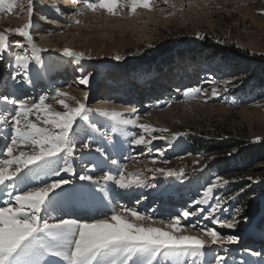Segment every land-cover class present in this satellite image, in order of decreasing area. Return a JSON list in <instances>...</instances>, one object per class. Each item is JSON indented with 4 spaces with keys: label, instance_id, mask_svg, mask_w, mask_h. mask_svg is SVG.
I'll list each match as a JSON object with an SVG mask.
<instances>
[{
    "label": "rangeland",
    "instance_id": "374dc122",
    "mask_svg": "<svg viewBox=\"0 0 264 264\" xmlns=\"http://www.w3.org/2000/svg\"><path fill=\"white\" fill-rule=\"evenodd\" d=\"M62 1L33 0L35 7L31 18V31L37 45L47 51L39 53L40 62L37 63L31 59L30 49L23 51L13 43L11 50L0 56V95H7L17 101L28 99V94L37 99L40 95L54 93L59 88L83 100L84 93L87 92L86 103L92 109L118 111L134 107L142 116V122L156 128L168 129L164 134L168 139L153 141L149 146L152 149L150 154L147 149H143L145 155H141L143 146L131 145L129 138L119 133L109 132V141L95 137L96 142L105 148L110 157L108 163L103 166L104 171L116 172V166L111 164V159H116L119 164H127L129 169H133L134 162L126 159L129 155L139 157L140 162L136 163V168H143L144 163L150 162L151 159L158 162L163 159L170 163H158L157 166L185 169L184 175L179 179L159 175L152 179L149 173L150 182L156 187L139 188L142 193L136 196L135 200L128 201V206L157 219L167 220L170 216L178 215L183 208L190 207L196 199L202 198L208 183L223 173L212 166L213 163L219 162L221 153L186 145V139H216L221 142L230 137H245L251 142L250 145H264V14H261L264 13V0H168L167 4L164 0H153L154 11L132 16L124 13L109 16L105 12H99L97 14L102 15L104 23L99 26L93 24L95 28L85 26L82 29H71L67 24L65 27L58 26V21L67 19L64 17L67 12H64V15L58 13L51 5L55 3L62 11H66L67 3L63 5ZM171 4L176 7H170ZM164 7L170 11L155 12ZM69 9L74 11L71 6ZM146 18L149 20L144 21ZM27 22L26 12L23 16L18 10L0 13V31L6 28H21ZM53 22L56 24H52ZM200 35L204 39H200ZM40 36H43L42 40ZM9 38L14 42H23V38L19 36L10 34ZM65 46L82 51L92 59L81 60L77 64L61 55L59 50ZM17 53L30 58L26 72L15 63ZM117 55L121 57L120 60L114 59ZM154 68L157 71L152 73ZM177 68H180L179 73L176 72ZM141 70L143 73H138ZM85 74L90 76L89 85H79V78ZM200 75L203 76L202 80H199ZM174 84L182 88L192 84L193 87L204 89V93L191 103H186L183 95H170L172 98L169 100L173 101L171 106H179V112L175 116H168L169 121L164 122L155 115H168V111L172 109L171 106H166L169 100L163 96ZM39 85L47 86L43 88L44 92L34 95V88ZM213 87L220 90L218 97L211 96ZM116 91H119V96L131 98V101L119 99L112 103L107 96ZM46 103L54 104L51 100ZM55 106L59 109V105ZM11 107L0 104V111ZM123 114L127 116L129 112ZM92 118L102 130H108V121L105 118L95 113ZM129 131L139 133L140 130L132 128ZM9 133L10 130L6 126H0V147L5 143L4 136ZM178 133L187 135H178L173 139V134ZM256 137H261V141L254 143ZM233 149L235 148H228L223 155L229 157L228 153L233 152ZM160 152H163L162 157L159 156ZM235 153L236 151L231 156ZM96 155L98 154L93 153L88 158L92 159ZM209 157L214 159H208ZM204 164H207V167H203ZM261 164L256 167L262 166ZM91 166L87 161L82 164L76 160L74 168L77 177L70 174L65 176L79 185L81 182L78 175ZM92 174L99 176L103 172L94 171ZM232 175L234 173H225L222 177L234 180ZM260 175L254 172L243 174V190H247L249 184H259L253 183L247 177L255 178ZM108 188L109 195L118 189L112 184H109ZM261 189L258 203L260 213L264 215V186H261ZM229 195L230 193L221 187L213 192L214 197H233ZM102 196L104 193L99 192L97 199ZM234 199H228L224 210L217 214L219 218L230 219L236 209H239ZM114 208L119 209V206ZM57 217L54 216L55 219ZM237 220L238 223L231 229L220 228L211 221L201 220L204 227H211L222 235L237 238L233 244L212 245L206 248L208 252L205 254L203 251L205 258L203 256L202 264H216L214 259L218 256L233 260V264H261L264 256V239L261 234L264 233L260 231L264 232V216L258 237L256 233L244 234L251 219L243 221L239 213ZM182 223L186 224L187 221ZM190 234L197 233L192 231Z\"/></svg>",
    "mask_w": 264,
    "mask_h": 264
},
{
    "label": "snow or ice",
    "instance_id": "6c2138e0",
    "mask_svg": "<svg viewBox=\"0 0 264 264\" xmlns=\"http://www.w3.org/2000/svg\"><path fill=\"white\" fill-rule=\"evenodd\" d=\"M69 2L74 11L67 17V27L80 25L82 21L78 17L88 12L119 16L127 9L128 15L132 16L137 14L138 9L155 10L153 0ZM164 2L167 4L168 0ZM34 7L33 0H26V3L25 0H0V13L18 10L21 16L25 12L28 16V22L21 28L0 31V56L10 51L12 44L16 43L23 51L30 49L31 59L40 62L39 53L47 49L39 47L33 38L31 18ZM51 7L63 14L57 4ZM170 7L175 8L176 5L171 4ZM10 34L22 37L23 42L10 40ZM199 38L204 39L202 35ZM59 51L63 57L77 64L81 60L92 59L90 55L67 46ZM114 59L120 60L121 57L117 55ZM15 63L26 72L30 58L17 53ZM89 82L88 74L78 80V84L83 86H88ZM203 93L201 87H188L183 90V97L186 103H191ZM219 95L220 90L213 87L211 96ZM87 99V92L80 100L59 88L34 100L17 101L7 95L0 96V104L12 106L0 111V126L10 130L0 147V264H56L57 260L62 264H162L161 257L163 264H187V258L191 257L194 261L197 256L203 255L205 248L236 243L235 236H225L214 228L201 225V220L211 221L220 228L231 229L238 223L240 209H236L230 219H221L217 215L224 210L228 199H234L213 196L215 189L230 183L229 179L219 175L208 183L202 198L167 220L141 213L130 206L113 208L110 214L105 213L91 220L55 219L53 213L64 207L87 205L97 199L99 192L104 193L100 199H106L109 184L121 190L155 188L156 185L150 182L149 173L152 179L158 175L179 179L185 172L183 167L175 170L157 166L158 163H170L163 159L159 162L151 159L144 163L143 168H136L139 157L131 155L126 159L134 162L133 169L111 159L116 172L104 171L103 166L110 157L105 148L96 142V136L109 141V132L119 133L128 137L131 145L143 146L141 155H145L143 149L150 154L152 149L149 146L153 141L168 139L164 135L168 129L142 122V116L134 107L126 116L115 110L92 109L87 106ZM49 100L54 104L46 103ZM172 103L169 100L166 106L170 107ZM55 105H59V109ZM93 113L108 121V130H102L97 125L92 118ZM132 128L139 129V133L129 131ZM178 135L187 133L173 134L172 138ZM260 141L261 137H256L253 142ZM233 152L228 155L231 156ZM93 153L98 155L89 159ZM159 156L162 157L163 152ZM76 160L92 165L78 175L79 185L65 176L70 174L77 177L74 168ZM203 167H207V164ZM94 171H102L103 174L94 176ZM247 179L258 182L252 176ZM193 217L198 219H191ZM191 231L197 234L192 235ZM216 261L217 264H227L223 256H218Z\"/></svg>",
    "mask_w": 264,
    "mask_h": 264
},
{
    "label": "trees",
    "instance_id": "16d2710c",
    "mask_svg": "<svg viewBox=\"0 0 264 264\" xmlns=\"http://www.w3.org/2000/svg\"><path fill=\"white\" fill-rule=\"evenodd\" d=\"M184 143L189 146L195 145L201 150H206L208 152L217 151L218 153H221V156L218 159L219 162L213 163V168L222 171L223 173L221 176H224L225 173L228 175L234 173V175H232L234 180L229 179L230 183L221 188L228 191L230 195L235 198L233 201L238 205L240 216H242L243 221L251 219L249 220V222H251L258 218L260 214V206L258 202L262 192L261 186H264V145H250L251 142L249 143L245 137H230L221 142L216 139L199 141L197 138H192L191 140L186 139ZM232 147L235 148L236 153L233 156L225 157L223 154L228 148ZM258 164H261L262 166L256 167ZM251 172L261 174L259 177H255L258 181L256 183L259 184L256 186H251L249 184L247 190L244 188V190L241 191V189H243L242 184L245 181L243 180L242 175Z\"/></svg>",
    "mask_w": 264,
    "mask_h": 264
},
{
    "label": "bare ground",
    "instance_id": "6f19581e",
    "mask_svg": "<svg viewBox=\"0 0 264 264\" xmlns=\"http://www.w3.org/2000/svg\"><path fill=\"white\" fill-rule=\"evenodd\" d=\"M44 1V0H43ZM178 1H180V0H178ZM63 2V5H65L66 3V11H62L63 12V15H64V12H67V14L64 16L65 18L66 17H68V15H70L71 14V12L73 11V10H71V9H69V7L71 6L72 7V5L70 4V2H69V0H63L62 1ZM60 4V3H59ZM63 8H65V7H62V9ZM161 9H162V11H161ZM161 9H157L155 12L156 13H162V12H165V11H170V9H168L167 10V8L166 7H164V8H161ZM140 10V11H139ZM172 11H173V9H171ZM138 11L139 12H137V13H146L147 12V10H145V9H138ZM19 12V11H18ZM125 15L127 14L128 15V13H127V9H125L124 10V12H123ZM103 14V13H102ZM136 15H138V14H136ZM149 15H151V14H147V16H149ZM155 15V14H154ZM102 15H99V14H93V13H91V12H88V13H86L84 16H82V17H80L79 19L82 21V23L80 24V25H73V27H71V29H76V28H80V29H82V28H84L85 26L87 27V28H95L96 26H93V24H97V26H99L100 24H102V23H104V20L102 19V17H101ZM157 17V16H156ZM148 18V17H147ZM144 19V21H146V20H149V19ZM143 19V18H142ZM52 24H56V22H53ZM58 26L59 27H65V24H67V19H65V20H61V21H58ZM150 24V23H149ZM75 26H78V27H75ZM107 31H109L108 29H107ZM72 32V31H71ZM40 38H41V40H42V38H43V36H40ZM68 65H70V64H68ZM69 68H70V66H69ZM70 71H73V70H71L70 69ZM47 86V85H46ZM46 86H43V85H39L38 86V89H36V91L38 92V93H42V92H44V90H43V88L44 87H46ZM5 87V86H4ZM187 87H189V85L188 86H186L183 90H185ZM190 87H193V85L191 84L190 85ZM178 87H176V88H174V90L173 91H175V92H173L172 91V93H175V95H173V97H177V96H181V95H183V91H182V89H179ZM6 92V91H5ZM36 92V93H37ZM29 95V94H28ZM27 95V97H28V99H34V97L33 96H31V95H29L28 96ZM35 95V94H34ZM0 96H3V95H0ZM110 95H108L107 96V98L109 97ZM164 98L166 99L167 98V95H165L164 96ZM171 98H172V96H171ZM170 98V99H171ZM22 99V98H21ZM168 99V98H167ZM127 100H131V98L130 99H127ZM111 101V100H110ZM114 101H112V103H113ZM107 104V103H106ZM171 108L172 109H170L169 111H168V115L167 114H157V115H155V117H158L159 119H161V120H163L164 122L165 121H169V117L168 116H175L176 115V113L177 112H179V106H171ZM119 112H123V113H127V112H129V110H118ZM153 115V114H152ZM153 115V116H154ZM146 118V117H145ZM155 119V118H154ZM146 120H148V119H146ZM173 137V136H172ZM130 168V167H129ZM138 190H140L139 188H137L136 189V192L138 191ZM131 190H121V189H117L116 190V194H114V195H112V196H110L109 194L107 195V198L106 199H102L103 200V205H104V208H106V210H108V209H110V206L112 207L114 204H115V200H116V198H118V196H119V200L117 201V206H119V208L121 207V206H128L129 204H126L128 201H130V200H135V195H133L132 193H129ZM121 195V196H120ZM113 196H115L116 198L114 199V198H112ZM103 197V196H102ZM101 199H96L95 201H91V202H89L87 205H84V209H86V211H87V213H89V212H91V211H93V210H95L96 208L98 209L97 211L98 212H105V211H100L101 210V207H99V206H103L102 204H100L99 203V201H100ZM114 203V204H113ZM110 205V206H109ZM78 207H80V206H76V207H65L66 209H68V210H70V209H72V208H78ZM76 210H78V209H76ZM59 212H61V210H58ZM57 211V212H58ZM57 212H55V214L57 213ZM111 212V211H110ZM109 212V213H110ZM72 213H75L73 210H72ZM57 216H59V214H56ZM56 215H54V216H56ZM163 215V214H162ZM53 216V217H54ZM161 216V215H160ZM95 218V217H94ZM57 219H60V217H57ZM93 219V218H92ZM248 229H250V228H248ZM192 232V231H191ZM204 252H205V254H207V252H208V249H204ZM203 256H204V258H205V255H200V256H197L196 258H195V260L193 261V259L191 258V257H189V258H187V264H190V263H192L193 262V264H202V260H203ZM50 259H56V258H50ZM161 259V261H162V264H163V258L161 257L160 258ZM214 261H216V258L214 259ZM226 261H227V264H233V260H230V259H228V258H226ZM249 262V261H248ZM261 264H264V256H263V258L261 259V262H260ZM56 264H62V262H60L59 260H57L56 261ZM216 264H217V261H216ZM248 264H256V262L254 263V262H249Z\"/></svg>",
    "mask_w": 264,
    "mask_h": 264
}]
</instances>
